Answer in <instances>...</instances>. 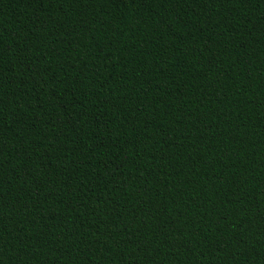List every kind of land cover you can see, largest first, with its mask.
Instances as JSON below:
<instances>
[{"label": "trees", "instance_id": "obj_1", "mask_svg": "<svg viewBox=\"0 0 264 264\" xmlns=\"http://www.w3.org/2000/svg\"><path fill=\"white\" fill-rule=\"evenodd\" d=\"M0 264H264V0H0Z\"/></svg>", "mask_w": 264, "mask_h": 264}]
</instances>
